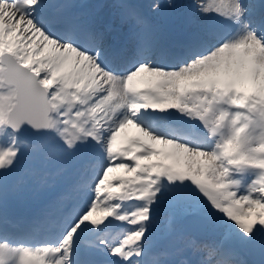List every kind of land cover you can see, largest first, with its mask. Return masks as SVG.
<instances>
[{
    "label": "snow or ice",
    "instance_id": "6c2138e0",
    "mask_svg": "<svg viewBox=\"0 0 264 264\" xmlns=\"http://www.w3.org/2000/svg\"><path fill=\"white\" fill-rule=\"evenodd\" d=\"M0 264H264V0H0Z\"/></svg>",
    "mask_w": 264,
    "mask_h": 264
},
{
    "label": "rangeland",
    "instance_id": "374dc122",
    "mask_svg": "<svg viewBox=\"0 0 264 264\" xmlns=\"http://www.w3.org/2000/svg\"><path fill=\"white\" fill-rule=\"evenodd\" d=\"M192 1L194 2V0H171V2H173V3H181V4L190 3ZM169 2H170V0H166L165 3H163V5H167ZM163 11H164L165 14L169 13V9H167V8H165ZM19 204L21 206H23L21 203H19Z\"/></svg>",
    "mask_w": 264,
    "mask_h": 264
},
{
    "label": "water",
    "instance_id": "95a60500",
    "mask_svg": "<svg viewBox=\"0 0 264 264\" xmlns=\"http://www.w3.org/2000/svg\"><path fill=\"white\" fill-rule=\"evenodd\" d=\"M247 258L252 261H259L260 256L259 254H254V255H249Z\"/></svg>",
    "mask_w": 264,
    "mask_h": 264
},
{
    "label": "bare ground",
    "instance_id": "6f19581e",
    "mask_svg": "<svg viewBox=\"0 0 264 264\" xmlns=\"http://www.w3.org/2000/svg\"><path fill=\"white\" fill-rule=\"evenodd\" d=\"M193 2V1H192Z\"/></svg>",
    "mask_w": 264,
    "mask_h": 264
}]
</instances>
